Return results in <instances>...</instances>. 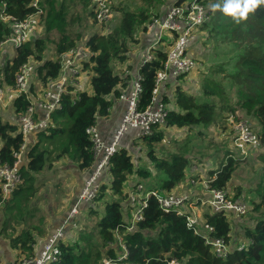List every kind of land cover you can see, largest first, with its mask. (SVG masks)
I'll use <instances>...</instances> for the list:
<instances>
[{"label": "trees", "instance_id": "1", "mask_svg": "<svg viewBox=\"0 0 264 264\" xmlns=\"http://www.w3.org/2000/svg\"><path fill=\"white\" fill-rule=\"evenodd\" d=\"M144 1L147 6L138 10L120 7V16L116 20L113 18L110 28L103 32L104 27L97 26L93 0H39L43 10L40 28L47 32L57 30L58 38L50 39L48 35L37 32L14 49L15 54L3 65V81L13 85L20 66L34 60L37 64V80L47 86L50 80L61 75V54L80 45L89 47L93 52L84 65L85 70L92 72V92L80 90L74 95L70 92L72 88H69V91L62 94L60 104L51 111L48 127L33 132L35 142L27 148L28 161L20 167L22 180L19 185L8 197H4L0 186V212L3 208L5 214L3 228L11 229V245L20 250L18 259L24 255H34L38 236L45 231L42 215L38 216L39 224L30 221L39 212V208L32 205L39 189L37 174L52 168L56 161L65 156L76 161L81 170H88L95 163L93 142L87 129L95 125L99 117L109 114L112 97L121 94L119 84H125L129 78V75L119 73L116 65L126 61L131 44L139 42L137 34L147 30L151 17L164 14L157 12V6H164L169 0ZM32 2L0 0V42L12 32L10 23L2 16L25 19L37 11ZM224 3L226 0H220L221 6ZM240 3L243 7L245 0H240ZM74 4L82 6L86 14V25L92 24L89 35L71 31L70 22L82 17L80 14L67 18L66 10ZM217 9H213L212 18L202 24L199 30L223 32L224 39L237 44L239 51L229 63L231 69L227 68L228 81L222 78L223 75L215 78L208 74L203 78L201 95L195 92L188 94L180 84L174 99L163 95L164 101L171 106L167 122L142 137L144 143L151 147L146 155L148 163L155 167L156 172L153 174L146 164L136 165L133 154L126 147L120 146L111 157L110 168L106 172L110 179L101 180L93 203L85 202L87 214L98 216L97 221L92 224L93 219L90 218L85 224L84 220H78L79 235L71 242H61L57 264H101L105 257L116 259L125 253L123 245L128 251L127 258L122 260L123 264H167L172 258L186 264H264V210L261 211L264 198L253 208L257 215L245 227V239L232 231V222L226 211H215L210 206L212 210L203 211L202 219L212 225L214 230L209 232L200 227L196 232L188 226L185 216L175 210L164 211L153 194L148 198L143 218L133 230L127 229L132 218L128 205L129 181L133 177L138 178V182L131 187L134 189L137 184L150 178L147 190L169 193L185 182L189 165L195 160L190 158V153L185 152L183 146L175 151H167L165 156L156 154L153 143L158 144L164 139V129L203 125L209 129L207 132L201 128L198 130V135L204 139L209 135L211 126L226 129L232 113L236 120L243 117L254 120L253 127L259 136L260 148H264V3L257 4L242 17L225 13L222 7ZM162 41L151 49L152 58L144 61L139 68L142 76L141 108L151 101L157 72L162 69L167 57L169 47ZM50 42H54V51L47 57ZM228 83L230 91L225 87ZM31 100L24 94L18 95L13 101L14 112L17 115L23 113ZM235 110H239L241 115L232 112ZM24 142L25 136L19 130V124L0 117V162L12 165L16 160L15 152ZM221 145L225 150L220 160L222 165L219 169L210 170L207 182L209 189L227 190L240 163L236 157L241 156V153L231 150L233 135L230 145ZM261 157L264 158V151ZM198 204L201 205V202ZM18 224L22 227L15 233ZM85 226L90 230L86 231ZM218 237L224 238L229 246L225 256L218 255L207 241L208 238ZM241 242L247 243L240 250L238 245Z\"/></svg>", "mask_w": 264, "mask_h": 264}, {"label": "built area", "instance_id": "2", "mask_svg": "<svg viewBox=\"0 0 264 264\" xmlns=\"http://www.w3.org/2000/svg\"><path fill=\"white\" fill-rule=\"evenodd\" d=\"M114 1L93 0L97 23L99 25L110 23L104 27L103 32L110 28ZM211 4V1L207 2L205 0H170L164 14L160 17H155L148 24V30L156 31L157 43L164 40L169 47L164 65L157 72L152 99L145 107H140L142 76L138 71L132 80L129 90L123 91L119 96L120 99L126 102V111L112 140L105 142L96 124L88 127L87 132L93 142L95 163L83 184L80 193L81 201L94 202L101 186V176L103 172H108L110 159L120 147L121 140L129 129L136 130L137 136L143 137L153 133L156 126L166 124L171 106L164 101L160 92L161 87L170 76L185 75L196 66V59L190 53V48L197 39V32L200 31L199 27L208 22L214 14ZM32 5L37 8V11L25 19L17 20L9 15L2 16L4 20L10 23L12 32L0 42V102L16 98L20 94L31 98L30 87L33 77L36 75L35 68L37 65L34 60H30L20 66L15 74L13 85L3 81L2 68L7 62L3 56L4 45L10 44L13 49H16L19 45L29 40L33 34L40 31V15L43 10L39 5V0H33ZM165 32H170L171 37L166 38ZM151 49L144 55L143 62L152 58ZM92 55L93 52L90 48L83 45L71 48L61 54V75L49 81L37 103L31 100L27 109L18 115L19 130L24 134L25 138L30 133L48 127L51 120V111L60 104L62 94L69 91L68 84L74 83L75 77L84 69L85 63L90 60ZM37 105L45 108L44 118L38 119L36 117ZM232 115L230 117L234 124L233 145L235 150H238L245 157L257 152L256 150L260 148L261 143L253 127V122L248 119L236 121L233 117L234 115ZM25 150L26 141L15 152L16 160L12 165L0 162V186L4 197L11 195L22 180L20 158ZM207 182L205 184L210 196L205 201L199 200L200 202L209 203L215 211L223 210L227 213L234 211L239 214L247 211L248 206L244 198L233 199L228 194L229 191L225 189H209ZM143 188V183H139L129 192L128 205L131 209L132 218L127 226L128 230H133L136 223L143 218L144 208L147 207L148 198L151 194L157 197L160 207L164 211L175 210L179 215L185 216L188 226L196 232L200 230V227H204L209 232L214 230L212 225L203 220L194 211L188 194L161 193L156 190H147L144 196H140L139 191L144 190ZM72 212L77 213L78 210L73 208ZM62 235V231L51 235L38 253L33 256H21L14 264H57L61 252ZM207 241L212 244L218 255L225 256L227 254L229 246L224 238H208ZM246 243L241 242L238 245V249L245 248ZM123 247L125 253L116 259L105 257L101 264H123L122 260L128 256L126 247L124 245ZM125 264L132 263L128 262ZM167 264L186 263L172 258L167 261Z\"/></svg>", "mask_w": 264, "mask_h": 264}, {"label": "crops", "instance_id": "3", "mask_svg": "<svg viewBox=\"0 0 264 264\" xmlns=\"http://www.w3.org/2000/svg\"><path fill=\"white\" fill-rule=\"evenodd\" d=\"M137 37L139 38V42L131 44V50L129 51L128 58L125 62L119 63V67L116 68L119 73L129 75V78L126 80L125 84L120 83L118 86V88L121 90V93L125 90H129L134 76L139 71V68L143 63L144 55L150 51L151 47L153 48L159 43H157L156 31L148 30V25L146 31L138 32ZM51 53L53 52H47L46 56L50 57ZM14 54L15 50L10 44H6L3 46V56L5 58V61H8ZM192 73L193 72L188 75L185 74L183 76H170L161 87L160 92L162 96L167 95L170 99H174V96L177 93V86L179 84L182 85V87H185V84H188V86H190L189 84H195V78ZM91 76L92 73H90V71L88 70H85L84 68L75 77L74 83L68 84V89L72 88L70 92L74 95H76L79 90H86L87 92L91 93ZM30 89V97L32 101L37 103L38 98L43 94L45 90V86L42 85L39 80H37V75L33 77ZM187 89L188 88H186L185 90L187 91ZM110 96L112 97V95ZM13 101L14 98L6 100L4 102H0V117L5 121L8 120L19 124L18 115L14 112ZM125 111L126 102L120 99L119 96L112 97V105L109 109V114L97 119L96 127L105 142H110L112 140L113 135L117 127L119 126L120 120L123 117ZM45 112V108L37 105L36 117L38 119L44 118ZM139 139H142V137L137 136V131L131 129L127 131L123 136L120 146L127 147V144L133 143L135 141L139 142ZM25 141L26 150L21 155L20 167L28 161L27 148H29L35 142V134L30 133L25 138ZM193 168L191 171H193ZM91 169L92 167L88 170H81L76 161L65 156L56 161L52 168L46 169L37 174V184L39 185V189L36 196L33 198L32 205L39 208V212H36L35 216H33L30 221L35 224H39L38 216L42 215L44 217L43 223L45 231L42 235L38 236L37 242L34 245V254L38 253L42 249L44 243L48 240V238L58 231H62L63 233L62 242H71L75 239V236L77 235L76 232L79 227L78 220H82V217L87 213V204L84 201L80 200V193ZM200 170L202 171V173H200L201 176H196L197 173L192 175L188 174L185 182L175 187L172 192H184L185 194H193V197L191 196L193 200L190 199V201L197 200L198 203L200 202L199 200L205 201L207 198H209V191L206 189L205 180H203L202 178V176H206V173L203 171V169ZM102 179L103 181L109 180L110 175L106 172H103L101 176V180ZM137 182V177H134L129 181L127 188L129 189V192L132 190L131 187ZM231 182L229 184V191L231 190ZM207 206H209L208 210H212L209 203H201L200 205V207L204 209L203 211H206L205 208ZM73 208H76L78 212L73 213ZM203 211L201 215L203 214ZM232 213L235 212L233 211ZM201 218H203V215L201 216ZM4 219L5 214L3 212V208H1L0 264H14L19 257L20 250L14 248L11 245V229L3 228ZM21 224H18L15 233H17L21 229ZM242 238L245 239V237Z\"/></svg>", "mask_w": 264, "mask_h": 264}, {"label": "rangeland", "instance_id": "4", "mask_svg": "<svg viewBox=\"0 0 264 264\" xmlns=\"http://www.w3.org/2000/svg\"><path fill=\"white\" fill-rule=\"evenodd\" d=\"M169 1H167V3L164 6L158 5L157 12L164 13ZM211 1L213 3L220 4V0H211ZM144 6H147L144 0H115L113 4V9L115 8V10H113V18H115L116 20V18L120 16V12L118 10L120 7L131 10H138ZM82 9H83L82 6H80L79 4H74L73 6L68 8V10H66L68 14L67 16L68 19H70V17H77L80 14L82 15V17L79 20L75 19L74 21H71L69 26L72 29L71 30L72 32L80 31L86 33V35H89L93 27L92 24L86 25V20H85L86 14L82 11ZM155 17H160V16L153 15L149 23L152 22V20ZM109 24L110 23H106V24L104 23L100 25L102 27H105ZM39 33L41 35H48V38L54 40H56L59 36L57 30L47 32L45 31V29L43 30L42 28H40ZM165 35L171 37L170 32H165ZM223 36H224L223 32H217L215 30L213 32H210L209 30H204V31L202 30L197 32V40L190 48V53L196 59V66L190 72L187 73L188 75L191 72H193L192 74L195 78L194 82L196 83L189 84L190 86H188V84H185L186 86L182 88L184 90L188 88L187 89L188 94L195 92L196 94L201 95L202 87H203L202 86L203 78L205 76H208V74H211V76L215 78L218 75L219 76L223 75L222 78H224L225 81H228V78H226L227 68L231 69V65H229V63L232 62V60L235 58L239 50L235 42H231L227 39H224ZM48 48L49 50H51V52L54 51V42H50ZM49 50L47 52H49ZM117 67H119L118 64L116 65V68ZM221 67L223 69H221ZM215 72H217L218 74L215 75L214 74ZM90 73L92 72L90 71ZM225 87L226 90L228 91L231 90L229 83L228 85H225ZM200 99H202V96H200ZM232 112L237 114L238 116L241 115L239 110H235ZM233 117L235 118V115ZM242 119L244 120L248 119L249 121L254 122L253 119H249L247 117L245 118L243 117ZM227 125L228 126L226 127V129L225 128L217 129L215 126H211L209 135H206L204 139H201V136L198 135V130L200 128L206 132L209 130L208 127H204L203 125H198L192 128H188V127L167 128L164 129L165 132L164 139L160 141V143L158 144L153 143V146L156 154L163 156L167 154V151L169 152L175 151L177 150L178 147L183 146L184 151L190 153V158H192V160L193 158H195V160L193 161L191 160L193 163L191 162L189 165L188 174L192 175L197 173L196 176H201L200 173H202V171L200 169H203L207 177L202 176V178L203 180H205L206 183V181H208L210 177V170L214 168L215 169L221 168L222 163L220 160L222 154L225 151L223 148L224 146L221 144L227 143V145H230V138L231 135H233L232 133L234 131L233 128L234 124L230 116L227 121ZM139 140H140L139 142L135 141L133 143L127 144L126 148H128V150L133 154V159L136 161V165L143 166L146 164L154 174L156 172L155 171L156 169L151 164L149 166L146 155L147 151L150 150L151 147L144 143L143 138ZM231 147H232L231 150L236 151L233 145H231ZM263 151L264 148L263 149L260 148L257 152H253V154L250 156L245 157V155L243 156L241 154V156L236 157L240 159V163L238 164L236 172L231 179L232 182L230 181L231 190L229 191L230 182L228 184L227 190L229 191L228 194L233 199L244 198L248 206L247 211L245 213L239 214L236 212L235 213L229 212L228 214V217L231 220L233 226L232 231L235 232L237 236H242V237L244 236L245 227L248 226V224H251L252 220L254 221L253 219L254 216L257 215L253 211V208L256 206L258 202H261L262 198H264V158L261 157V152ZM208 156L209 159H207ZM193 166H194L193 171H191L192 170L191 167ZM150 181H151L150 178L142 181L144 190L139 191L140 196H144L146 194L147 192L146 187L149 186L148 182ZM239 189L241 190L239 191ZM179 194H184V192ZM188 196L190 199H192L191 196L193 197V194H188ZM190 203L193 204L194 211L198 215H201L204 209H202L200 205H198L197 200L190 201ZM208 209L209 206L205 208L206 211H208ZM262 210H264V204L261 205V211ZM90 218L93 219L92 224H94V222L97 221L98 216L91 217V215L86 213L85 216L82 217V221L84 220L83 223L86 224V220ZM84 228H86V231L90 230L88 226H85ZM76 234L78 236L79 232H77ZM77 236H75V239L77 238Z\"/></svg>", "mask_w": 264, "mask_h": 264}, {"label": "clouds", "instance_id": "5", "mask_svg": "<svg viewBox=\"0 0 264 264\" xmlns=\"http://www.w3.org/2000/svg\"><path fill=\"white\" fill-rule=\"evenodd\" d=\"M264 3V0H245L243 7H241L240 0H226V3L221 6L219 3H213L210 6L213 9L221 8L225 13L244 16L248 11L254 9L257 4Z\"/></svg>", "mask_w": 264, "mask_h": 264}]
</instances>
